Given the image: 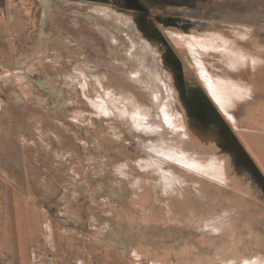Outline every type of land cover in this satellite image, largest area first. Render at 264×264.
<instances>
[{"label": "rangeland", "instance_id": "374dc122", "mask_svg": "<svg viewBox=\"0 0 264 264\" xmlns=\"http://www.w3.org/2000/svg\"><path fill=\"white\" fill-rule=\"evenodd\" d=\"M44 1L0 0V264H264V85L257 104L245 107L241 117L254 108L249 118L255 122L236 126L214 102L196 58L176 35L248 30L250 49L257 50L264 45V0H50L52 12ZM101 7L112 16L127 14L122 28L154 54L167 86L179 95L173 109L184 111L202 142L183 144L167 126L161 132L153 127L163 119L154 89L163 93L144 70L142 80L130 79L124 39L113 46L123 70L106 66L110 41L88 19L100 16ZM88 54L102 58L110 86L123 84L142 94L149 128L133 123L131 132L121 111L112 106L103 115L92 105L87 96L103 90L93 79L81 85L74 75ZM23 55L30 63L22 73L26 81L2 76L22 67ZM133 106L139 105L128 109ZM170 143L190 153L196 146L205 158L225 155L229 179L151 147L165 152ZM149 153L157 169L201 180L167 186L156 176L140 175L138 161ZM145 192L148 197L141 198Z\"/></svg>", "mask_w": 264, "mask_h": 264}, {"label": "bare ground", "instance_id": "6f19581e", "mask_svg": "<svg viewBox=\"0 0 264 264\" xmlns=\"http://www.w3.org/2000/svg\"><path fill=\"white\" fill-rule=\"evenodd\" d=\"M44 4H45L44 5L45 10H48L50 12L54 11L53 6H55V3H52V1H50V0H46V1H44ZM113 12H115L114 16H112V14L108 11V9H106L105 7H101V9L98 10V13L102 18L100 16H96V17L88 16V19L90 20V22H92L96 28L103 31L107 35V37L110 41V48H111L110 53L112 54L111 55L112 58L108 63H106V66L110 67V65H111V66L115 67L117 70H121V68H123L122 63L124 62V60L121 59V56L115 55L116 50L113 46L115 45L114 41L118 42L120 39H122V40L124 39L125 50L128 54L127 58L129 61H131L130 67H127L129 69H127L126 66H124V69L126 68L125 70L130 74V79L131 78H136V79L138 78V79L142 80L143 78L141 77V74H144V73H142V71L144 70V72H147V75H149V77L152 76V79L149 78V80L151 79V82H150V83H152L151 85H153V86L157 85L158 89L160 88L162 90V93H163L162 97H160L159 93L157 91H155L156 89H154V95L157 98L156 99L157 103H159L162 106L161 110H162L163 119L161 121L157 120L155 122V124L153 125V127L155 129H157L158 131H159V129L164 130L168 127L167 129H170L174 133L183 137L182 138L183 144L187 143L186 141H188V140L193 141V142H202V139H203L202 135L203 134L196 133V131L194 130V128L191 125L192 124L190 122L191 119L189 120L188 116L185 113H183L184 111L182 112L181 110L178 111V110L173 109V108H175L174 107L175 105L173 104V102L179 101V95H178V93L174 92V90L170 86H169L170 89L167 86V83L165 81L167 79H165V77L163 75L161 66L157 65V63L155 62L156 60L154 61V54L151 51H149V49L145 48L144 45H142L140 43V41H136L135 39H133L131 33L127 29L124 30L122 28V26H124L122 24V22L125 21L123 19V16H125L126 13H119V12L116 13V11H113ZM46 14H47V12H46ZM103 20H107L108 23L110 22V24L118 26V29L123 33L124 36H121L122 33H120V34L115 33V31L112 29L109 30L110 28L107 27V24ZM127 25L129 26L128 23L126 24V26ZM44 33H45V30H44ZM43 34H42V36L40 35L41 36L40 39H41V41L44 42L47 40L48 34L45 33L44 36H43ZM182 34L176 33V35L181 37L180 42L179 41L178 42L180 44L185 45L187 47V49L191 52V54L196 58L195 64L197 65L196 66L197 71L201 75V78L203 79L205 85L207 86L209 93L213 97L214 102L217 103V105L221 108V110L225 114H227L229 117H231V120L236 124V126L240 127L241 123H245L247 121L252 122L253 119L251 120V117L249 118V116L253 115V110H254L253 107L255 106L254 103H256L258 100V98H257V95H259L258 94L259 93L258 88H259V86L264 85V45L261 44L262 45L261 46L258 43L261 47L257 46V50L250 49L253 47H251V45H250L251 42H249V40H246V39H248V36H249L248 30L247 31H241V30H237V29H231V30H223V32H221V31L219 32L218 30L215 31L213 29V30H210V32L208 34H206V33L205 34H202V33L199 34L198 33V34H191V36H185ZM250 36H249V38H250ZM253 40H255V39L253 38ZM258 44H256V45H258ZM73 46L75 48V51H81V49L78 48L77 43L74 42ZM254 46H255V44H254ZM89 53H92V52H89ZM20 58H22V57H20ZM27 59H28V56L24 57V55H23L22 67H18L15 70H10L2 76H6L9 78L11 76L19 75L18 77L20 78V80L22 82H25L26 78L22 75V73L25 71V69L28 68V64L30 65V63L28 62L29 60L27 61ZM86 59L88 61L86 65L84 62H83L84 65H83V63L77 64V66L74 68V75H75V79L78 80L77 82H80L81 85L85 86L91 82L90 80L93 79V81L95 80L98 83V85L101 87V89L103 90V92L99 90L100 92L98 93L96 98H92L91 96H87L89 98V100L91 101L92 105H94V107H96V109H97V107H99L98 109H101V113L103 112V115L105 113H107V111L112 110L111 109L112 106L115 107L117 110L121 111L122 117L124 118V121L129 126V127L128 126L127 127L132 130L131 132H133V128H132L133 123H136V125L139 127V129L149 128V126L147 125V122L150 123V121L148 119V116H146L145 106H141L142 105L141 103L145 102V101L144 102L142 101L144 99L141 96L142 94L140 95V94L131 93L129 91L128 87L125 86V84H124L125 87H123V88H120L121 84L119 86L118 85L110 86V83L108 82V80L104 79V77L102 76V71L100 69V62L102 64L104 63L102 58H100V60L98 58V61H96V59L91 54H88ZM140 59H143L144 61L141 63ZM82 60H84V59H82ZM90 63H92V65H89ZM87 67H89V70L87 69ZM28 69H30V66ZM158 69L161 70L160 73L158 72ZM167 70L168 69H166V71ZM89 72L93 73L92 78L89 76ZM123 74H124V72H123ZM133 80H135V79H133ZM127 83H129V82H127ZM122 85H121V87H122ZM145 87H147V86L145 85ZM87 88L88 87H86V89ZM84 89H85V87H84ZM139 89H140V87H139ZM242 89L245 90L246 96L244 99H239L238 97L242 94V92H241ZM172 90H173V92H172ZM148 96H149V94L146 95V97H148ZM249 96H250V98H248ZM134 103L135 104L137 103L139 106H133L131 109H128V106L133 105ZM160 105H158V106H160ZM177 105H179V103ZM248 105H250V106L254 105L252 107L253 110L248 113L247 117L244 120H241L242 115H244L243 109L247 110V109H245V107H247ZM150 112H151V110H150ZM110 113H112V112L110 111ZM127 113L129 115H131L130 117L133 119L134 122L131 123V121H129V119H128L129 117L126 115ZM108 115H110V114H108ZM152 116H149V118L153 120ZM253 122H255V121H253ZM110 125H111V123H110ZM111 126H112V128L114 127V125H111ZM118 126L120 127V125H118ZM150 126L152 128V125H150ZM139 129L136 131H139ZM149 130H151V129H149ZM155 131L156 130H154V132ZM159 132H161V131H159ZM148 133H150V132H148ZM151 133H152V131H151ZM164 134H165V131H164ZM151 135H153V134H151ZM139 137H140V135H139ZM166 139L168 141L171 140V138H169V136H166ZM158 141H159V139H158ZM172 141L176 142L175 139H173ZM148 142H151V141H148ZM157 143H159V142H157ZM157 143H155V144H157ZM163 143L166 145L168 144V142L165 139H164ZM154 145H152L151 147L154 148L156 151L160 150L161 153L164 154V156L166 155V156H169L171 158L177 159V157H178L180 161L185 162L186 163L185 165L188 164L189 167L191 166V167H194L196 169L203 170L205 172H209V171L213 170L214 173L212 175H214L215 177H217L218 179H220L222 181H224L225 179L228 180L230 177V176L226 177L227 168H228V162H226V161L228 159L225 155H219V157L218 156L217 157L210 156L209 158L208 157L205 158L203 156V152H205V151L204 150L198 151L199 149L197 150L196 146L194 147V150H196V152L190 153L189 151L188 152L185 151L183 146L182 147H177L176 145L173 146L172 143H170L168 145V147H166V146L163 147L164 149L168 148L169 150H171L170 152H169V150L163 152V150L160 149L161 147L160 148H159V146L154 147ZM179 149L182 151L184 150V153L179 152ZM159 153L160 152H158V154ZM153 158H155L154 159L155 161L157 160V158H156V156H154V154L151 155L149 153L148 158L144 157L138 161V166L143 170V172L139 173L140 175L145 176V173H147V175L151 174L150 176H152V177L148 176L150 180H154L153 177L156 176L155 180L159 179L161 182H164V184L167 186H174L177 184V182L178 183L180 182L182 187H183V184H185V186L186 185L190 186V185H194V182H198L197 179H200V177H197V179H195V178L191 179L192 176H191V178H190V176H189V178L186 176L188 178L187 179V178H184L185 175H184V177H182L183 179H181V177L178 178V177L174 176V175H176V171H174L175 172L174 175L173 174L170 175L168 173L170 170L167 169L166 167H161L163 164L161 165L160 162L159 163L157 162V163L159 164L158 166H160L161 169H157L156 166L154 165L153 161H151ZM177 162H178V160H177ZM129 163L130 162L126 163L128 167H130L132 165ZM166 163H167V160H166ZM223 163H225V165H223ZM124 164H121L119 166V168L121 170L123 169L122 172H125L128 174V169H124L125 168ZM169 164L171 165V163H169ZM175 164H177V163H175ZM177 166L178 165H176V167ZM183 166H184V164H183ZM181 167L182 166H180V168ZM189 167H187V168H189ZM173 169H175V168H173ZM185 169H186V166H185ZM188 174H189V172H188ZM196 174H197V171H196ZM203 174H205V173H203ZM179 175L181 176V173ZM199 175L200 174H198V176ZM134 177L139 178L141 176H139V175L136 176V174H135L133 176V178ZM203 177H204V175H203ZM162 179H163V181H162ZM141 181H143V180H141ZM179 184H177V186H179ZM141 185H142V183H141ZM200 185H201V183H200ZM197 186H195V187L197 188ZM140 193H142V192H140ZM137 194H138V192H137ZM147 195H148V193L145 192V195L143 194L141 198H144ZM146 200H148V198ZM144 205H146L145 202H144ZM142 207H144V206H142ZM155 212H158L157 209Z\"/></svg>", "mask_w": 264, "mask_h": 264}, {"label": "snow or ice", "instance_id": "6c2138e0", "mask_svg": "<svg viewBox=\"0 0 264 264\" xmlns=\"http://www.w3.org/2000/svg\"><path fill=\"white\" fill-rule=\"evenodd\" d=\"M241 92H242V94L238 97L239 99H244L245 98V96H246V92H245V90H241ZM248 98H250V96L248 97ZM229 119H231V117H229ZM245 264H247V262H245Z\"/></svg>", "mask_w": 264, "mask_h": 264}]
</instances>
